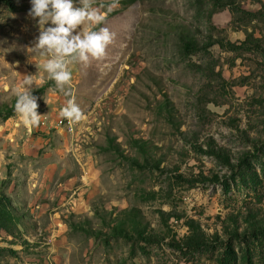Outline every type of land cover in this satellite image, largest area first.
Here are the masks:
<instances>
[{"label": "rangeland", "instance_id": "374dc122", "mask_svg": "<svg viewBox=\"0 0 264 264\" xmlns=\"http://www.w3.org/2000/svg\"><path fill=\"white\" fill-rule=\"evenodd\" d=\"M92 6L113 40L66 96L27 51L30 0H0V264H264V0ZM24 75L36 127L14 110ZM135 214L150 239L113 228Z\"/></svg>", "mask_w": 264, "mask_h": 264}, {"label": "clouds", "instance_id": "9594fccd", "mask_svg": "<svg viewBox=\"0 0 264 264\" xmlns=\"http://www.w3.org/2000/svg\"><path fill=\"white\" fill-rule=\"evenodd\" d=\"M30 2L28 15L38 18L40 31L27 51L42 57L36 66L66 96L71 95L72 71L69 66L102 58L113 40L109 29L100 26L105 15L92 6L94 0H79L78 7L74 6L73 0ZM45 24L50 26L45 27ZM78 27L80 30L76 31ZM35 82L34 75H24L20 87L14 90V110L21 118L20 123L32 127L38 126L41 119L37 113V98L31 92ZM59 115L64 119L79 121L83 113L74 101L69 100Z\"/></svg>", "mask_w": 264, "mask_h": 264}, {"label": "trees", "instance_id": "16d2710c", "mask_svg": "<svg viewBox=\"0 0 264 264\" xmlns=\"http://www.w3.org/2000/svg\"><path fill=\"white\" fill-rule=\"evenodd\" d=\"M122 3V5L128 3L129 0H118ZM179 39L183 43L184 47H186L188 50L193 48L194 45L191 43V40H189L184 32L179 33ZM11 107L7 106L6 104H0V114H9L11 111ZM137 147L139 148V152L143 153L146 152V149H149V147H145L142 145V142L137 144ZM150 157V156H148ZM6 201L2 198V194H0V214H2L3 217L11 219L12 215L8 210V207L6 205ZM143 220L140 216L137 217V214L134 215L133 219H130L126 217L125 215L123 217L118 218V221L113 226V228L117 231V233L126 235L130 232H133L139 237L150 239L152 233L146 232L145 227L143 225ZM236 231H233V234H235ZM193 240V239H192Z\"/></svg>", "mask_w": 264, "mask_h": 264}, {"label": "built area", "instance_id": "2783aa9c", "mask_svg": "<svg viewBox=\"0 0 264 264\" xmlns=\"http://www.w3.org/2000/svg\"><path fill=\"white\" fill-rule=\"evenodd\" d=\"M59 122H60V119H59Z\"/></svg>", "mask_w": 264, "mask_h": 264}]
</instances>
